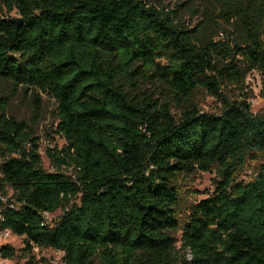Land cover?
<instances>
[{"label": "trees", "instance_id": "16d2710c", "mask_svg": "<svg viewBox=\"0 0 264 264\" xmlns=\"http://www.w3.org/2000/svg\"><path fill=\"white\" fill-rule=\"evenodd\" d=\"M263 36L264 0H0V78L54 97L66 141L48 151L56 171L45 170L35 127L0 98V234L24 237L23 264H55L36 247L64 252V264H264V166L237 181L264 153V115L246 102L220 114L191 103L251 70L264 77ZM142 78L169 101L141 91ZM212 169L214 194L184 210L178 177Z\"/></svg>", "mask_w": 264, "mask_h": 264}, {"label": "rangeland", "instance_id": "374dc122", "mask_svg": "<svg viewBox=\"0 0 264 264\" xmlns=\"http://www.w3.org/2000/svg\"><path fill=\"white\" fill-rule=\"evenodd\" d=\"M159 5V2L170 8H175L180 2L187 0H152ZM10 19L19 18L17 11L5 12ZM182 18L186 20L187 25L196 22V17L193 14L185 11L182 13ZM264 38V36H263ZM141 91H149L154 93L155 98L161 101H169V92L161 84L146 81L143 78L139 82ZM221 96L216 97L209 93L206 89L198 90L192 97L191 103L196 106L201 112L220 114L226 103L246 102L249 105L250 112L257 115H264V77L260 71L254 69L247 73L242 81L239 82H222ZM41 97V110L38 118H34V95ZM0 98L8 101V115L14 116L17 119H24L31 123L36 130V136L39 138V152L42 158V165L49 172L56 171V167L48 156L49 150L62 149L66 146V141L56 132L57 127V102L54 97L47 93L31 89L27 91L23 87H16L13 83L0 78ZM171 110L176 119L182 116V106L174 100H170ZM186 102V101H185ZM184 102V103H185ZM182 102V105L184 104ZM264 166V153L260 154L256 160L250 159L243 167V170L237 177V181L248 182L261 173ZM62 171L72 175L71 169H63ZM215 170L196 171L191 174L180 175L177 179L176 186L179 191L180 205L186 210L190 204L206 199L213 195L218 181ZM64 213V209H58L53 213H46L45 217L49 224H55L59 217ZM185 214L180 215V220L184 222ZM182 224V223H181ZM181 228V226H180ZM171 232L174 245L180 248V239L182 230ZM9 244L17 249V255L12 258H4L0 253V264H23L26 258L22 256L21 249L24 247V237L6 230L0 234V246ZM37 257H45L55 264H64V252L52 248H39L34 250ZM189 256L190 254L187 253Z\"/></svg>", "mask_w": 264, "mask_h": 264}, {"label": "water", "instance_id": "95a60500", "mask_svg": "<svg viewBox=\"0 0 264 264\" xmlns=\"http://www.w3.org/2000/svg\"><path fill=\"white\" fill-rule=\"evenodd\" d=\"M12 23L16 24L17 27H20L23 24V20L19 18L11 19Z\"/></svg>", "mask_w": 264, "mask_h": 264}]
</instances>
